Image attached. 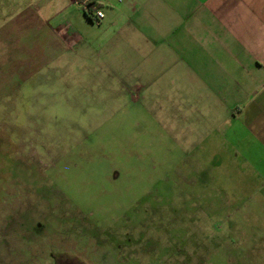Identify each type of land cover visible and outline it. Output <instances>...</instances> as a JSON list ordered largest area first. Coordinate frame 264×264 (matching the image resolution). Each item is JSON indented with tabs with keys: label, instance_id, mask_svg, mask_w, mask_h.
Segmentation results:
<instances>
[{
	"label": "rangeland",
	"instance_id": "rangeland-1",
	"mask_svg": "<svg viewBox=\"0 0 264 264\" xmlns=\"http://www.w3.org/2000/svg\"><path fill=\"white\" fill-rule=\"evenodd\" d=\"M36 3L0 0V264H264L244 162L184 157L170 87L116 67L113 27L21 20Z\"/></svg>",
	"mask_w": 264,
	"mask_h": 264
},
{
	"label": "crops",
	"instance_id": "crops-1",
	"mask_svg": "<svg viewBox=\"0 0 264 264\" xmlns=\"http://www.w3.org/2000/svg\"><path fill=\"white\" fill-rule=\"evenodd\" d=\"M86 1L37 0L18 14L28 22L47 20L75 4L87 21L113 27V45L123 53L116 67H129L135 84L170 87L164 101L180 121L170 119L165 131L175 133L179 123L184 157L195 150V160H242V181L256 182L263 213L264 0H91L98 4L91 20L82 12ZM65 30L49 28L68 42ZM251 194L243 197L251 202Z\"/></svg>",
	"mask_w": 264,
	"mask_h": 264
},
{
	"label": "trees",
	"instance_id": "trees-1",
	"mask_svg": "<svg viewBox=\"0 0 264 264\" xmlns=\"http://www.w3.org/2000/svg\"><path fill=\"white\" fill-rule=\"evenodd\" d=\"M97 6H98V4L96 2H93L91 0L86 1L85 5L82 7V12H83L84 16L87 19L91 20V15H92L91 10L95 9V7H97Z\"/></svg>",
	"mask_w": 264,
	"mask_h": 264
},
{
	"label": "built area",
	"instance_id": "built-area-1",
	"mask_svg": "<svg viewBox=\"0 0 264 264\" xmlns=\"http://www.w3.org/2000/svg\"><path fill=\"white\" fill-rule=\"evenodd\" d=\"M93 16L96 18V19H98V18H100L101 16H102V13H101V11L100 10H94L93 11Z\"/></svg>",
	"mask_w": 264,
	"mask_h": 264
}]
</instances>
